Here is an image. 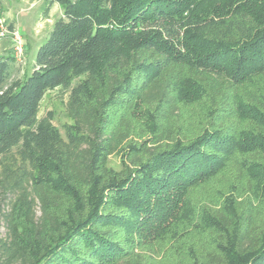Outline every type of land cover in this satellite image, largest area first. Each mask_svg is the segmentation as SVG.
I'll list each match as a JSON object with an SVG mask.
<instances>
[{"label":"trees","instance_id":"1","mask_svg":"<svg viewBox=\"0 0 264 264\" xmlns=\"http://www.w3.org/2000/svg\"><path fill=\"white\" fill-rule=\"evenodd\" d=\"M45 1L31 70L0 55V264H138L199 217L193 264H264V0ZM57 87L62 131L38 116Z\"/></svg>","mask_w":264,"mask_h":264},{"label":"rangeland","instance_id":"2","mask_svg":"<svg viewBox=\"0 0 264 264\" xmlns=\"http://www.w3.org/2000/svg\"><path fill=\"white\" fill-rule=\"evenodd\" d=\"M45 6V0H0V20H2L7 30L5 37L0 39V45L6 44L9 46V52L12 51L11 38L14 31L19 32L23 39L24 49L22 55L19 60L16 59V75L18 76H22L31 70L39 45L47 39L55 20L62 15L61 6L54 2L50 6L48 15L44 17L42 14ZM7 38L9 43H6ZM67 99L68 90L64 88L57 87L48 90L40 101L38 116L42 117L47 111L51 110L54 114L53 124L62 131V124L70 122V118L66 113ZM181 115L183 114L181 113ZM139 118L140 120L136 119V121L141 122V125L137 124L138 127L150 124V121H141V116ZM143 122H146V124H142ZM107 164L113 169H120V157L115 154L110 155ZM3 176L2 166L0 165V212L1 210H7L16 193L14 190H7V186L3 184L4 182H1ZM36 204V211L39 214V204ZM212 207L217 208V206ZM194 221L201 223L199 224L201 229L196 237L194 231L189 229L191 227L189 224L186 235L179 236V238L182 237L179 240L171 243L169 240L172 237L166 236L158 244L152 243L143 247L141 251L136 250L135 252H138L139 256L131 262H137L138 264H193L195 253L201 258L207 255L213 250L211 237L215 232L206 218L199 217ZM5 235L6 228L0 214V237L4 238Z\"/></svg>","mask_w":264,"mask_h":264},{"label":"built area","instance_id":"3","mask_svg":"<svg viewBox=\"0 0 264 264\" xmlns=\"http://www.w3.org/2000/svg\"><path fill=\"white\" fill-rule=\"evenodd\" d=\"M6 32L7 30L5 26L3 25L2 20H0V39L5 37ZM11 41H12L13 55L17 60H19L20 56L22 55L23 49H24L22 35L19 32L14 31L12 33Z\"/></svg>","mask_w":264,"mask_h":264},{"label":"crops","instance_id":"4","mask_svg":"<svg viewBox=\"0 0 264 264\" xmlns=\"http://www.w3.org/2000/svg\"><path fill=\"white\" fill-rule=\"evenodd\" d=\"M6 43H9V41H8V38L6 39ZM9 46H7L6 44L5 45H3V46H1L0 45V55H4V54H8V53H10L11 52V50H10V52H9Z\"/></svg>","mask_w":264,"mask_h":264}]
</instances>
